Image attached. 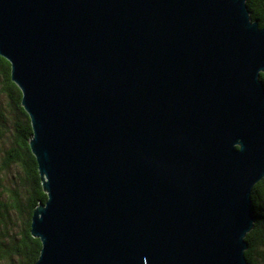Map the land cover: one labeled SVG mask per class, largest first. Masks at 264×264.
<instances>
[{"label": "water", "instance_id": "1", "mask_svg": "<svg viewBox=\"0 0 264 264\" xmlns=\"http://www.w3.org/2000/svg\"><path fill=\"white\" fill-rule=\"evenodd\" d=\"M246 0H0L47 199L35 264H247L264 27Z\"/></svg>", "mask_w": 264, "mask_h": 264}, {"label": "trees", "instance_id": "2", "mask_svg": "<svg viewBox=\"0 0 264 264\" xmlns=\"http://www.w3.org/2000/svg\"><path fill=\"white\" fill-rule=\"evenodd\" d=\"M245 4L251 20L264 27V0ZM259 80L264 85V73ZM20 102L10 65L0 57V264H35L41 245L30 234L31 216L47 199L29 147L30 121ZM250 199L255 219L244 255L247 264H264V177L251 189Z\"/></svg>", "mask_w": 264, "mask_h": 264}, {"label": "rangeland", "instance_id": "3", "mask_svg": "<svg viewBox=\"0 0 264 264\" xmlns=\"http://www.w3.org/2000/svg\"><path fill=\"white\" fill-rule=\"evenodd\" d=\"M16 172L15 169H12L11 172L9 173V181L13 182L12 175Z\"/></svg>", "mask_w": 264, "mask_h": 264}]
</instances>
